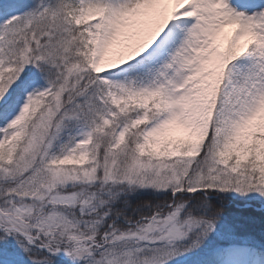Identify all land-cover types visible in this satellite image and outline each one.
I'll return each instance as SVG.
<instances>
[{"label": "snow or ice", "instance_id": "snow-or-ice-1", "mask_svg": "<svg viewBox=\"0 0 264 264\" xmlns=\"http://www.w3.org/2000/svg\"><path fill=\"white\" fill-rule=\"evenodd\" d=\"M0 264H264V0H0Z\"/></svg>", "mask_w": 264, "mask_h": 264}]
</instances>
